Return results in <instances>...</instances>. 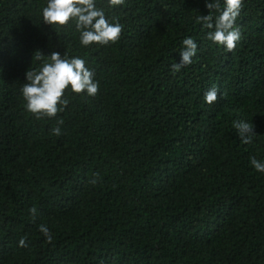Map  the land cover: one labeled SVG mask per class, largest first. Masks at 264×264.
Returning a JSON list of instances; mask_svg holds the SVG:
<instances>
[{"label":"trees","instance_id":"trees-1","mask_svg":"<svg viewBox=\"0 0 264 264\" xmlns=\"http://www.w3.org/2000/svg\"><path fill=\"white\" fill-rule=\"evenodd\" d=\"M46 3L0 0V264H264V173L250 163L264 162V0H243L231 52L196 22L220 14L205 0H96L123 30L90 47L73 21L44 23ZM189 36L196 54L173 74ZM39 51L84 59L98 93L69 87L65 110L37 119L21 88Z\"/></svg>","mask_w":264,"mask_h":264},{"label":"clouds","instance_id":"clouds-1","mask_svg":"<svg viewBox=\"0 0 264 264\" xmlns=\"http://www.w3.org/2000/svg\"><path fill=\"white\" fill-rule=\"evenodd\" d=\"M124 3L125 0H108L109 7ZM205 4L209 10H218L220 14L214 17L210 11L208 15L197 16L196 22L209 30L207 39L223 46L229 52L234 51L241 39L236 20L243 8V0H224L222 10L220 0L211 2L205 0ZM41 16L44 23L52 26L62 27L73 21L75 30L79 33V43L83 47H90L93 43L105 46L116 43L123 30L118 18L106 17L104 9L96 6V0H47L46 6L41 8ZM196 50V41L190 36L184 38L181 60L171 65V72L175 74L186 65H190ZM34 58L42 61V64L38 68L31 67L26 71L27 83L22 85L21 93L26 102L24 105L26 110L37 119L54 118L63 112L70 102L65 96L69 87L75 94L86 93L88 96H95L98 93L99 82L95 80V72L86 67L84 59L78 56L68 57L67 53L61 55L57 51L47 56L39 51ZM217 99L218 90L215 87L205 91L206 103L212 104ZM63 123V119L57 121V126L52 129L54 135L62 134L59 125ZM233 127L243 143H252V136L249 135L255 134L252 124L242 120L233 121ZM250 163L257 171L264 173V162L251 157ZM29 212L35 219L37 209L32 207ZM39 230L44 234L46 242L51 243L53 236L48 227L41 224ZM19 245L26 247V238L22 237Z\"/></svg>","mask_w":264,"mask_h":264}]
</instances>
